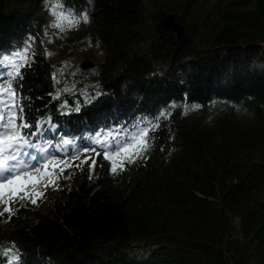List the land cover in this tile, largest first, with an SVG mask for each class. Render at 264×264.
<instances>
[{
  "label": "trees",
  "instance_id": "16d2710c",
  "mask_svg": "<svg viewBox=\"0 0 264 264\" xmlns=\"http://www.w3.org/2000/svg\"><path fill=\"white\" fill-rule=\"evenodd\" d=\"M45 2L0 0V58L35 55L17 103L55 126L31 153L73 157L98 131L170 115L124 171L97 147L94 171L79 155L45 188L50 207L4 198L0 264H264V0H62L104 56L99 87L71 107L56 98ZM169 14L186 43L160 25ZM214 103L231 108L209 121Z\"/></svg>",
  "mask_w": 264,
  "mask_h": 264
},
{
  "label": "snow or ice",
  "instance_id": "6c2138e0",
  "mask_svg": "<svg viewBox=\"0 0 264 264\" xmlns=\"http://www.w3.org/2000/svg\"><path fill=\"white\" fill-rule=\"evenodd\" d=\"M54 18L52 27L63 33L66 28H72L81 22H88V15H74L62 6V0H56V6L51 8ZM35 55L31 44L20 51H13L0 58V67L6 69L0 73V203L8 204L4 200L5 195H10V202L28 200L36 205L38 198L43 193L35 192L33 189L41 184L44 187H55L60 175L68 168L72 167L67 161L76 160L79 155H84L81 164H88L89 170L94 171L97 167L96 159L88 153H95L100 156L101 152L97 147L103 149V159L109 161L110 171L116 174L125 170V164L135 162V159L142 157L151 146L152 133L159 129L160 119H166L170 113L161 112L158 118L153 121L140 122L132 126L131 129L125 125L111 128L107 131H98L91 138V147L84 146L79 149L76 156L64 158H43L33 154L29 149H39L38 145L32 142V137L42 135L45 131V124L49 125L50 130H55L51 123V118L47 121H37L35 125L30 123L25 113L23 103L17 100L23 99L18 96L17 90L23 81V71L34 62ZM55 79V76H53ZM99 95V93H97ZM59 98V94L57 97ZM91 99V98H90ZM176 105H172L175 107ZM199 105H192V108H199ZM80 111L79 106L74 109ZM188 111L185 106V112ZM35 128L33 131L32 129ZM66 143H72L66 141ZM119 157L120 160L114 159ZM79 169L80 165H75ZM43 169V173L41 172ZM40 174V175H36ZM4 212L11 214L12 208L4 207ZM4 213H0L3 215ZM6 264H20L19 254Z\"/></svg>",
  "mask_w": 264,
  "mask_h": 264
},
{
  "label": "rangeland",
  "instance_id": "374dc122",
  "mask_svg": "<svg viewBox=\"0 0 264 264\" xmlns=\"http://www.w3.org/2000/svg\"><path fill=\"white\" fill-rule=\"evenodd\" d=\"M45 4L49 12V23L44 32V44L47 57L55 66L56 97L59 94L58 100L63 102V106L71 107L99 87V78L102 75L100 65L104 56L100 44L81 33L84 22L72 28L65 25L66 30L63 33L52 27L54 18L51 8L56 6V0H46ZM85 62L93 63L94 67L84 70L82 64ZM5 71L4 68L0 69V73ZM230 108L227 104L214 103L206 116L209 121H213L219 114L229 112ZM239 111L235 109L237 115ZM43 171L41 169L42 173ZM45 188L41 184L33 191L44 194ZM8 196L10 195H5L4 198ZM41 200L36 204L41 210L51 206L50 199L45 202Z\"/></svg>",
  "mask_w": 264,
  "mask_h": 264
},
{
  "label": "water",
  "instance_id": "95a60500",
  "mask_svg": "<svg viewBox=\"0 0 264 264\" xmlns=\"http://www.w3.org/2000/svg\"><path fill=\"white\" fill-rule=\"evenodd\" d=\"M160 25L164 28H168L171 30L177 37L180 43H186L188 40V36L185 32V29L182 25H180L172 15H167L163 19L160 20ZM94 67V64L91 62H85L82 64V68L84 70H89Z\"/></svg>",
  "mask_w": 264,
  "mask_h": 264
}]
</instances>
